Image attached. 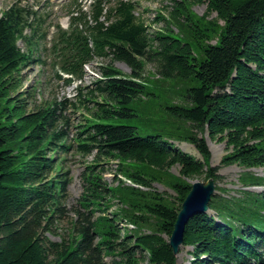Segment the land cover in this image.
I'll return each mask as SVG.
<instances>
[{"label":"trees","instance_id":"trees-1","mask_svg":"<svg viewBox=\"0 0 264 264\" xmlns=\"http://www.w3.org/2000/svg\"><path fill=\"white\" fill-rule=\"evenodd\" d=\"M173 2L170 18H163L167 26L156 31L137 16L133 0H96L91 24L85 13L72 17L71 31H61L55 44L64 46V70L82 77L83 65L94 58L111 61L91 86L78 89V104L38 102L34 88L24 89V70L40 59L41 24L29 35L27 9L13 3L2 12L0 264H179L169 240L192 184L183 178L173 183L177 198L172 202L153 189L156 177L146 168L163 173L179 166L185 178L206 175L215 181L223 166L264 170V0ZM197 4H207L203 16L192 12ZM213 13L217 17L209 19ZM83 21L81 31L76 24ZM171 21L184 26L185 36L174 33ZM115 62L131 73L123 74ZM150 64L162 79L194 84L185 95L190 106L170 105L167 111L192 125L188 141L203 160L168 141V133L142 136L137 127L118 123L137 117L134 100L151 94L145 84ZM72 107L85 116L73 138L67 115ZM205 132L226 144L220 166L209 164L212 153L199 137ZM72 149L95 158L85 162L81 208H75L76 218L61 240L54 241L50 234H58L69 213L73 178L61 157ZM103 159H118L120 173L148 192L121 190L122 182L109 186L104 169L99 170ZM241 180L247 188L264 185V177L252 173ZM243 194L246 198L236 203L214 196V214L198 213L188 221L183 246L193 248L190 264H264V192ZM113 199H118L116 211L110 210ZM141 209L155 218L152 231L126 225L145 224Z\"/></svg>","mask_w":264,"mask_h":264},{"label":"rangeland","instance_id":"rangeland-1","mask_svg":"<svg viewBox=\"0 0 264 264\" xmlns=\"http://www.w3.org/2000/svg\"><path fill=\"white\" fill-rule=\"evenodd\" d=\"M18 0H0V17L2 12L7 10L14 2ZM136 2L137 11L136 14L140 18L146 21L149 26H151L152 31L162 30L167 26V20L170 18V11L172 10L173 0H133ZM86 1H83L85 4ZM31 3H35L31 0ZM69 4L70 0H61L59 3L54 4L52 9H48L50 13L48 26L50 27V34L53 37L56 32V26L60 24L64 29L69 25ZM90 10V9H89ZM208 10L207 4H197L193 7L192 12L195 15L203 16ZM217 14L213 13L209 19L216 18ZM158 20H160L158 22ZM222 24V23H221ZM85 26H83V29ZM170 28L174 33L180 37L185 36L184 26L180 23L170 22ZM51 39V38H50ZM19 46L22 49H26V44L22 41L19 42ZM40 61H36L29 65L25 70V88H34L36 92V99L38 102L48 101L52 99L70 100L72 103L78 104L79 100L77 96V85L91 86L96 79L101 76V66L104 64H109L110 58H94L90 64L85 67V77L82 81H77L74 84L68 85L66 82V75L62 74L61 63L58 58V54L52 49V44L45 45L40 48ZM114 66L119 69L123 74L129 75L131 73L130 68L122 63L115 62ZM145 84L147 90L151 93L149 96L142 97L138 100H134L132 107L138 112V116L131 119L122 120L118 123L132 125L138 128L142 133V136H147L148 134H159L168 133L166 139L181 149L183 152L192 155L195 159L203 160L202 156L196 151L195 147L188 141V138L195 131L192 125L186 121L179 120L176 117L170 115L167 111V107L170 105H180V106H190L189 102L186 100L185 95L187 89L194 84L190 81L184 79H162L160 76L155 74V69L153 65H147L145 74ZM30 88V89H32ZM67 115L70 118V132L71 138H73L77 132L81 129L85 123V116L83 111L77 110L75 108H69ZM108 122V121H107ZM83 124V125H81ZM199 137L206 140L210 151L212 153V158L210 160L211 166H220L224 156L227 154L226 144L214 141L208 132L199 133ZM178 138V139H177ZM180 138V139H179ZM95 155H90L84 157L76 152L75 149L70 150L69 153L62 154L61 160H65L64 166L66 171L71 172V177L73 178L72 183L69 185L68 194V215L64 220L58 224V234H50V237L54 241H60L61 236L64 235L71 226L73 218H76L75 208L80 207L79 199L83 192V180L82 173L85 169V162H93ZM103 164L100 167V171L104 169L103 176L104 180L109 186L118 187L124 190L123 187L130 188H141L142 191L148 192L144 187L137 186L129 177L120 173V161L118 159H103L100 162ZM146 172L152 174L156 177V182L153 183V189L162 193L172 200V202L177 198L175 190L171 187L173 183H176L180 179H184L193 185L195 182H207L209 178L205 176L196 179H188L182 176L181 168L179 166H174L172 169L158 173L154 170L146 168ZM245 173H252L258 177H264V170L262 168H252L246 169L239 165L223 166L221 167L219 174L221 179L215 181L216 183V193L217 196L223 200L231 201V203H236L237 199L241 200L246 198L243 191L249 190L254 194H259L264 192V185L262 186H252L247 188L242 182V176ZM136 198V197H134ZM136 200V199H135ZM111 211L117 210L118 199H113L111 201ZM81 208V207H80ZM142 211V216L146 220L145 224H135L128 223V227L132 229L143 228L145 232L152 231L157 226V222L154 217L149 215L147 212ZM211 214L215 212L208 211ZM99 215V213H97ZM141 216V214H139ZM141 216V217H142ZM221 220L219 219V222ZM193 251L192 247L182 246L180 253L178 254L179 264H190L192 260ZM107 261L111 263L112 258H107Z\"/></svg>","mask_w":264,"mask_h":264},{"label":"water","instance_id":"water-1","mask_svg":"<svg viewBox=\"0 0 264 264\" xmlns=\"http://www.w3.org/2000/svg\"><path fill=\"white\" fill-rule=\"evenodd\" d=\"M216 193V183L213 178L207 182H195L192 185L191 191L182 204L177 222L169 243L178 255L184 244L185 227L188 221L198 213L208 212L210 203Z\"/></svg>","mask_w":264,"mask_h":264}]
</instances>
